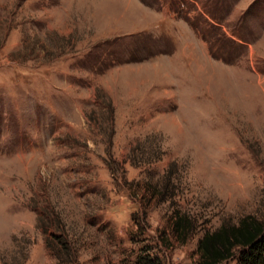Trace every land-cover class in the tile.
Listing matches in <instances>:
<instances>
[{"label":"rangeland","instance_id":"1","mask_svg":"<svg viewBox=\"0 0 264 264\" xmlns=\"http://www.w3.org/2000/svg\"><path fill=\"white\" fill-rule=\"evenodd\" d=\"M204 1L0 0V264H194L264 218V6L220 3L229 64L185 20Z\"/></svg>","mask_w":264,"mask_h":264},{"label":"trees","instance_id":"2","mask_svg":"<svg viewBox=\"0 0 264 264\" xmlns=\"http://www.w3.org/2000/svg\"><path fill=\"white\" fill-rule=\"evenodd\" d=\"M223 1L205 0L201 3L199 13L193 18L186 17L185 20L207 44L212 58L231 64L243 55L249 43L245 35L248 26L242 16L234 27L227 29L223 24L226 10L220 5ZM259 6H264V0H256L249 14L255 16ZM152 196L154 193L148 198V202ZM172 229L177 234V239L185 242L194 230V222L187 215L177 213ZM67 245L65 242L66 248ZM139 250L136 264H162L160 258L152 255L148 249L141 246ZM198 254L199 258L194 264H264V218L246 215L237 222L224 221L219 228L203 235L198 244Z\"/></svg>","mask_w":264,"mask_h":264}]
</instances>
